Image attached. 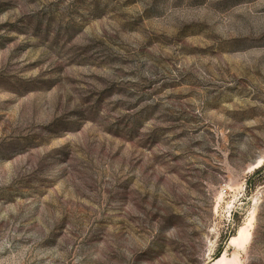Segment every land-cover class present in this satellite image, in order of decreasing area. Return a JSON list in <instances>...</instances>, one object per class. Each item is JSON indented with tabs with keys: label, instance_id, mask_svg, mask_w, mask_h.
I'll use <instances>...</instances> for the list:
<instances>
[{
	"label": "rangeland",
	"instance_id": "1",
	"mask_svg": "<svg viewBox=\"0 0 264 264\" xmlns=\"http://www.w3.org/2000/svg\"><path fill=\"white\" fill-rule=\"evenodd\" d=\"M261 165L264 0H0V264H264Z\"/></svg>",
	"mask_w": 264,
	"mask_h": 264
},
{
	"label": "trees",
	"instance_id": "2",
	"mask_svg": "<svg viewBox=\"0 0 264 264\" xmlns=\"http://www.w3.org/2000/svg\"><path fill=\"white\" fill-rule=\"evenodd\" d=\"M264 173V166L263 165H261L259 168H257L256 169V171H254V176L255 177H262L261 175ZM225 242V241H224ZM226 244V243H225ZM225 244H221L220 245V250H219V252H220V254L222 253V251L224 250V248H225ZM218 252V253H219Z\"/></svg>",
	"mask_w": 264,
	"mask_h": 264
},
{
	"label": "bare ground",
	"instance_id": "3",
	"mask_svg": "<svg viewBox=\"0 0 264 264\" xmlns=\"http://www.w3.org/2000/svg\"><path fill=\"white\" fill-rule=\"evenodd\" d=\"M221 260H222V258L220 257L219 259H217L216 261H214L213 264H221V263H220Z\"/></svg>",
	"mask_w": 264,
	"mask_h": 264
}]
</instances>
